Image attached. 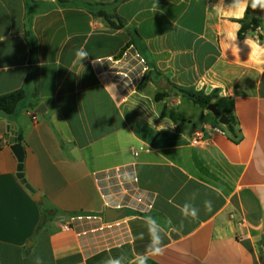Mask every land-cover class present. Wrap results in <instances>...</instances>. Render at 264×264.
Returning a JSON list of instances; mask_svg holds the SVG:
<instances>
[{"label": "crops", "instance_id": "obj_1", "mask_svg": "<svg viewBox=\"0 0 264 264\" xmlns=\"http://www.w3.org/2000/svg\"><path fill=\"white\" fill-rule=\"evenodd\" d=\"M232 2L0 0V96L26 94L0 112V137L17 134L34 190L12 143L1 148L0 264H131L148 216L165 251L147 264H264V64L245 43L264 47V11L251 9L263 33L239 40L246 13L215 11ZM185 90L232 99L235 134ZM199 130L207 146L191 144Z\"/></svg>", "mask_w": 264, "mask_h": 264}, {"label": "clouds", "instance_id": "obj_2", "mask_svg": "<svg viewBox=\"0 0 264 264\" xmlns=\"http://www.w3.org/2000/svg\"><path fill=\"white\" fill-rule=\"evenodd\" d=\"M249 6L253 10L259 9L264 11V0H233L230 6L226 7L224 5H221L220 7H217L215 11L217 16L220 17L231 16L237 19H242ZM153 10H155V6ZM232 27L238 28L239 25H233ZM224 35L225 38L229 41V44L228 46H226L225 51L231 48L232 54L238 55L239 48L237 46L233 48L231 44V42L236 40V36L234 35L233 31L231 29H226ZM245 43L248 46H250L251 49L249 56L253 58L257 64H264V60H261L260 58L261 56H264V47H262L258 43H255L247 39L245 40ZM75 55L77 62L81 63L85 58L88 57L89 54L83 49H78ZM140 63L143 64L144 61L141 60ZM144 71H147V69L145 68ZM170 127H174V125ZM165 128L166 127H161V130ZM192 199H195V196H193ZM205 207L210 210L211 201H205ZM181 213L185 218H191L192 220H197L199 218L198 217L199 209L196 208L193 204L187 202L181 206ZM145 219L149 225L150 243L146 249V253L139 254L135 258V261L131 262V264H147L149 254L152 256H159V255H163L165 251V246L163 245V237L160 235V231H159L160 226L157 224L156 219L152 216H148ZM140 235L142 237L143 234ZM36 259L38 264H42V260L40 259V257H36ZM104 264H121V259L109 257L106 261H104Z\"/></svg>", "mask_w": 264, "mask_h": 264}, {"label": "trees", "instance_id": "obj_3", "mask_svg": "<svg viewBox=\"0 0 264 264\" xmlns=\"http://www.w3.org/2000/svg\"><path fill=\"white\" fill-rule=\"evenodd\" d=\"M127 0H117V3H122ZM99 16L104 17L107 21L110 22L112 26H115L112 17L109 16L104 11L99 13ZM241 28L238 32V39L243 40L246 38L249 32H255L256 28L259 26V20L251 15V7L248 8L246 12V16L243 20L240 21ZM187 98H189L193 103L199 105L201 108L206 109L208 105L213 103L214 94H205L204 92H196V91H187L185 90L184 94ZM163 95H157L159 99ZM26 94L24 90H18L9 94L0 96V112H3L7 116H12L19 105L24 101ZM216 104L219 106V110L221 114H226L230 119V124L227 125V131L233 135L235 134V119L233 115V100L232 99H219L216 101ZM173 116V114H171ZM218 119V117H216ZM237 136V133H236Z\"/></svg>", "mask_w": 264, "mask_h": 264}, {"label": "water", "instance_id": "obj_4", "mask_svg": "<svg viewBox=\"0 0 264 264\" xmlns=\"http://www.w3.org/2000/svg\"><path fill=\"white\" fill-rule=\"evenodd\" d=\"M43 107H44L43 105L40 106V108H43ZM207 110L210 111L215 117L219 118L220 124L225 125V126L230 124V119L228 118L227 115L221 114V112L219 110V106L216 103H211L210 105H208ZM16 136H17V134L14 133L13 139H12L11 149L15 153V155L18 159V162H19L18 177L20 179H22V181L25 183V186L28 190H30L31 192H34L33 188L28 183H26V180L24 179L23 168H24L25 150H24V147L22 146V144L18 142V139ZM121 215H122L121 212L114 211L111 209L106 211V219L108 221L115 220L118 217H120Z\"/></svg>", "mask_w": 264, "mask_h": 264}, {"label": "built area", "instance_id": "obj_5", "mask_svg": "<svg viewBox=\"0 0 264 264\" xmlns=\"http://www.w3.org/2000/svg\"><path fill=\"white\" fill-rule=\"evenodd\" d=\"M255 33L257 35H261L263 33V30L260 27H257ZM33 119L36 120L37 117L34 116ZM208 131L210 133H215V134H219V135H226V130L221 126L209 128ZM209 140L210 139L207 137L206 131L205 130H199L193 136V138L191 140V144L195 147H204V146L208 145ZM11 143H12V138L10 135L5 136V137H0V149L10 146ZM70 228L71 227L69 225L64 226L65 230H70Z\"/></svg>", "mask_w": 264, "mask_h": 264}]
</instances>
